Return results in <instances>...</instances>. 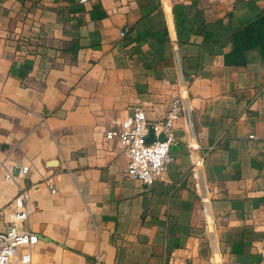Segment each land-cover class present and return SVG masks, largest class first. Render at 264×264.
I'll use <instances>...</instances> for the list:
<instances>
[{
	"label": "crops",
	"instance_id": "1",
	"mask_svg": "<svg viewBox=\"0 0 264 264\" xmlns=\"http://www.w3.org/2000/svg\"><path fill=\"white\" fill-rule=\"evenodd\" d=\"M179 94L207 228L182 122L151 184L104 134ZM0 159L29 166L0 212L29 190L35 264H264V0H0Z\"/></svg>",
	"mask_w": 264,
	"mask_h": 264
},
{
	"label": "built area",
	"instance_id": "2",
	"mask_svg": "<svg viewBox=\"0 0 264 264\" xmlns=\"http://www.w3.org/2000/svg\"><path fill=\"white\" fill-rule=\"evenodd\" d=\"M177 121L185 126V143L193 187L203 198L201 210L204 215V226L207 228L208 208L201 173L203 155L199 151L193 118L186 98L181 94L174 96L169 110L154 120L147 118L141 106H134L130 115L118 122L116 127L106 130L104 134L106 138H116L123 147L127 156L126 174L130 178L151 184L156 179L164 178L167 166L172 160L169 148L174 140L173 128ZM150 130L154 137L147 141L146 137ZM160 133H163L164 139H158ZM28 171L27 164H9L5 159H0V182L18 184ZM46 184L52 192L55 191L51 177L46 179ZM31 209L29 190L19 186L12 198L11 209L6 212L2 209L0 212L4 221V227L0 228V264H35L31 247L37 242L38 235L21 226V223L27 220ZM21 246H25V249L20 250Z\"/></svg>",
	"mask_w": 264,
	"mask_h": 264
},
{
	"label": "water",
	"instance_id": "3",
	"mask_svg": "<svg viewBox=\"0 0 264 264\" xmlns=\"http://www.w3.org/2000/svg\"><path fill=\"white\" fill-rule=\"evenodd\" d=\"M153 137H154L153 132H152V130H150L148 136L146 137V140L151 141L153 139ZM157 137H158V139H164L163 133L158 134Z\"/></svg>",
	"mask_w": 264,
	"mask_h": 264
}]
</instances>
